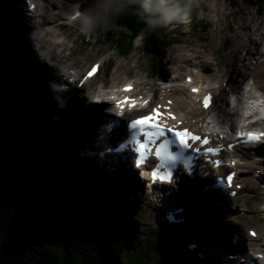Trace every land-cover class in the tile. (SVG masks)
Returning <instances> with one entry per match:
<instances>
[{
	"label": "rangeland",
	"instance_id": "374dc122",
	"mask_svg": "<svg viewBox=\"0 0 264 264\" xmlns=\"http://www.w3.org/2000/svg\"><path fill=\"white\" fill-rule=\"evenodd\" d=\"M75 2H77L76 4L78 7H81L84 13L78 20L73 21L70 20V17L73 16H71V14L74 12ZM56 4V7L63 12L60 14L61 16H57V23L60 24V27L58 26V31L68 38L69 46L56 47L55 53H51L49 58L55 60L58 65L64 64L62 66H68V68H64L66 72L71 67H73V69H79L81 71L80 75H82L94 61H100L102 63L103 72L90 83L89 86H91V88L99 85L101 86L106 83V81H112V83H109L113 85V80L115 79L112 80V78L116 69H118L119 72L118 76L121 75L119 79L121 81L119 83L127 82V77H129L130 80L142 81L150 84H185L187 83L184 78L185 75L189 70L191 72L195 70V67L191 65L188 67V71V68L184 69L183 67L186 63L180 62L178 59L179 54H181L180 52H185L186 55L193 59L194 56L201 58L202 61L207 64L206 66L210 67H207L205 70L207 73L210 74L212 69L216 71L218 75L212 82L215 86H218L224 74V70L228 67V62H232L231 58H237L239 64L241 63V58L246 55V49L244 48L240 49L238 52H234L235 46L240 44L241 38L247 39V36L250 34V30L248 32V30H244L243 27L249 25L251 28H254L253 18L258 15L264 18V0H240L238 6H235L232 0H201L199 3L200 9L198 17L195 21L188 22L190 23V27L185 28V31H189V34L184 37L180 36V32L175 26L167 25V23H154L153 29L157 30L160 37L166 40L169 38L174 42L169 49L161 50L160 54L152 55L145 50L147 38L145 39L143 36L136 40L133 52L128 57H122L118 51L110 46L108 42L104 41L103 38L95 37L90 24H88L92 10L87 4V0H57ZM53 22H56V20ZM61 23H64V25L61 26ZM201 24L206 25L207 28L204 30L194 29V26H200ZM41 27L44 30L38 28L40 34H42L41 31L45 33L46 31H50V26L46 25V23ZM30 28L35 31L33 26L29 25V29ZM183 30L184 29H181V32ZM110 32H119V29L116 28ZM24 37L25 33H23V38ZM49 38L50 39H47V41L46 39L43 41L46 43L45 45L53 48L52 35ZM108 38L111 39V36L108 35ZM247 41L249 43L250 40ZM207 46H209V48ZM262 48V46L258 45L257 49ZM60 50H62L61 53ZM195 50L196 52H194ZM1 51L2 49L0 48L1 76L5 85L3 103L7 107H11L13 104L16 105L17 100L23 101L21 111L10 115L11 121L14 122L13 124H16V127L20 131L18 134H15L14 139L11 141L15 151L20 149L21 146L19 142L23 140V152L17 156L18 161L15 167L17 177L23 174V179L28 180L41 170V163H37L34 166V159H32V156L38 155L43 157L44 148L39 143L28 142L31 131L38 133L39 139L41 140L45 139L46 135L51 136L54 133V136H57L59 133L64 132L66 134V141L64 145H60L63 147L61 149L55 148L56 141H53L54 143L51 141L49 150L51 152L54 149V154L57 152L56 150L62 152V161H64L66 165L68 163V168H71L70 171L72 173H74V169L77 170V167L82 170L80 181H78L77 184L79 187V189L77 188V194L80 192L81 195L88 193H91L92 196L93 194L101 195L98 201L94 202V204H92L93 206L87 209L90 222L97 219V214L99 212L115 211V198H117V201L124 203V198L126 199V197H129L131 201L135 199L133 207L129 210L128 206H124V209H119L121 212L120 214L126 211L130 213L129 216L135 226V238L137 242H140L138 243V245H140L139 247L145 245L149 237L157 236V238L163 241L162 246L156 253V257L161 258V260L170 258L172 261H179L181 264H224L221 258L216 257V252L221 250L223 251L222 253L227 264H238L234 259L235 257L233 258V255L236 253L234 251H238L237 255H240L246 252L247 249L255 247L264 252V164L262 165L261 162H255V165L259 168L255 166V171L252 173L242 172L241 177L243 174L247 175V177L249 176L250 182L257 184V186L251 189L252 187L247 185L239 190L237 197H235V204L229 209L230 212H226L221 207L220 202H217V199L215 201L216 206H214L209 202L211 200V195H204L201 187H198L200 190L197 191L198 189L193 185V194L190 193L187 195L195 198L194 203L190 202L191 199L186 201L183 199V196H176L174 198L172 197L166 205H162L161 209L156 210V208L147 204L146 199H144V196L149 194V189L146 185V181L143 180L141 176H135L127 172V170H124V172L108 170L106 172L105 170L106 173H104V170H102L100 166L92 164L90 161L92 158L90 153L92 147L88 144L91 142L82 138V134H79V127L76 128V130L78 129L77 131H71L72 127H74L73 124H77L78 122L77 111L81 114L87 113L88 116L90 114V112L86 110L88 100L84 98V95H87V86L85 87L77 83L74 86L75 89H77V99L70 100L69 107H65L66 100L57 102L58 104L50 109L52 114L45 125H41L40 122L36 124L35 120L29 123L30 119L27 121L26 117L28 111H30V106L28 107L26 93L23 92L20 85V87H14L13 84L16 83V80L14 82L12 81L10 72L14 64H12L10 55H5ZM31 57L33 60H31V63L34 65H31L29 71L30 78L34 76V71L37 72V78L45 82L48 88L51 86V79L59 78V74L64 72L61 70L55 71L53 69L52 72L42 75L43 72L40 73L38 70L36 71V69H34L36 68V60H38V53L31 54ZM39 60L41 59L39 58ZM252 60H254V58H252ZM194 61H197V59H194ZM250 61L247 60V64H250ZM180 63H182V69L178 68ZM41 64L43 65L42 60ZM71 71L73 70L71 69ZM243 73H245V69H243ZM175 76L177 77L175 78ZM254 78L255 77H253V80L248 79L249 85L255 81ZM185 92L190 95L188 87H185ZM189 99L192 106L191 109L197 107V111H200L197 117L192 118L194 121L197 118L199 119L200 115H208V113L203 111L198 100H195L194 97L192 98L191 95ZM74 106L75 108L73 109ZM187 111L188 110L184 107L181 112L186 114ZM191 115L192 114L189 113L187 114L188 117H191ZM63 125H65L64 128L67 129V133L62 130ZM78 126L80 125L78 124ZM91 135H93V133ZM41 161L43 162L44 159H41ZM241 168H243V166H241ZM14 180L16 183H21L22 181L17 178H14ZM202 203L209 204L208 206H210L211 211H205L201 208ZM178 206H183L184 210L177 213L176 217L191 208L193 209V212L187 215L184 221L187 222L185 223L186 228L184 227V229L186 230H184V232L186 233L185 238L191 240L190 244L194 243L195 251L192 249L187 251L181 244L180 239L177 238V235H182L183 231H179L177 234L176 231H174L173 234H170L167 227L160 226L156 222L154 216L156 211L158 214H162L161 212L167 211L165 209ZM218 206H220L219 211L212 212L213 209H218ZM165 222L169 226L171 224H177L176 227H179L180 225L176 220L171 223L166 220ZM172 225L170 227H172ZM248 228L255 229L258 236L254 238L251 237ZM177 239H179V241H177ZM187 241L188 240L185 242Z\"/></svg>",
	"mask_w": 264,
	"mask_h": 264
},
{
	"label": "trees",
	"instance_id": "16d2710c",
	"mask_svg": "<svg viewBox=\"0 0 264 264\" xmlns=\"http://www.w3.org/2000/svg\"><path fill=\"white\" fill-rule=\"evenodd\" d=\"M200 1L167 0L169 4L182 5L185 10L183 21L167 25L177 27L181 37L188 35L185 28L190 27L189 21L197 19ZM232 1L239 5L240 0ZM87 2L92 10L88 24L95 37L103 38L122 57L133 52L141 36L147 38L145 50L152 55L160 54L174 43L160 37L153 29L154 23L146 21L142 0ZM116 28L119 32H110ZM206 28L202 24L194 26L195 30ZM4 88L0 68V264H181L156 257L163 244L156 236L147 238L146 244L139 247L130 213L119 211L127 206L130 210L135 199L126 197L123 203L115 198V211L107 216L99 212L97 219L89 221L87 209L101 195L77 194L82 170L77 167L72 173L68 163L62 161V152L54 154V149L50 152L51 141L57 139L54 133L41 140L38 133L31 131L28 142L39 143L44 148L43 157L32 156L34 166L41 163V170L28 180L23 179V174L17 177L15 167L17 156L23 152V140L15 151L11 141L20 131L10 115L21 111L23 101L17 100L16 105L7 107L3 103ZM14 178L23 179L22 184Z\"/></svg>",
	"mask_w": 264,
	"mask_h": 264
},
{
	"label": "bare ground",
	"instance_id": "6f19581e",
	"mask_svg": "<svg viewBox=\"0 0 264 264\" xmlns=\"http://www.w3.org/2000/svg\"><path fill=\"white\" fill-rule=\"evenodd\" d=\"M19 1L20 0H0V48L2 49V51H1L2 53H4L5 55L6 54L10 55L12 64H14V65H12V69L10 70L12 81L14 82L16 80V83L13 84L14 87L15 86L16 87L21 86L23 92L26 93L28 107L30 106V111H28V113H27L28 115L26 114L27 115V117H26L27 121H29V119H30L29 123H32L35 120L36 124H38L40 122L41 125L42 124L45 125V123L48 122V120L50 119L51 114H52L50 109H52L55 105L58 104L57 103L58 100H57V96H55V93L52 92L53 87L50 86L48 88V86L45 84V82L40 81L39 78H37V76H36L37 72H35L34 69H36V71L38 70L40 73L43 72L42 75H45V73L48 74L49 72H52L53 69L55 71L61 70V71H64L61 74V77L66 76L67 78H70L72 76H76V74L79 75L81 73V71L77 68H74L76 71H73V73L70 71L66 72L64 70V68H68V66H66V65L62 66L64 64L58 65V63H56L55 60H52L51 58H49L51 53H55L56 47H59V46L60 47L61 46L67 47V46H69V41L67 40L68 38L66 36H63L62 33L60 34V31H58V29H59L58 26L60 27V24L57 23V20H58L57 16L62 14L63 12L59 8L56 7L57 0H36L35 2L37 4V7L35 10L34 16L31 18V20H29L26 16H24L23 11L21 10V8H19L20 6L18 5ZM76 1H78V0H76ZM76 3L77 2H75V4ZM77 8H78V5L76 4L74 7V10H73L74 12L71 14V16L76 14L79 11V9H77ZM71 18L72 17H70V20H71ZM28 20L31 21L32 23H30ZM55 20H56V22H53ZM252 21L255 25L254 26L255 29L251 28L249 25H246L243 27L244 30H246V31L248 30V32L250 30V34L247 36V39L241 38V41L239 42L240 44L235 46L234 52H238L242 48L246 49V55H244L241 58V61H243V63L245 65H247L248 58L249 59H251V58L255 59V60L250 61V66H251L250 75L252 77H255L254 78L255 81L250 85V87H247L249 84L248 85L246 84L247 88L246 87L242 88L241 83L238 81V79L230 78L233 81L232 86H235V88H238L239 93L236 91V89H234L232 91V93L230 94L229 102L228 101L226 102V108L222 110L224 116H231V115H234L235 112L241 111L242 106L241 107L236 106V108H235V105H234L236 100H238L240 94L243 97H248V98H253V99L254 98L257 99V98L262 97L264 99V18L262 16L258 15L256 17H254ZM47 22H49V23H47ZM44 23H46V25L50 26V28H49L50 31H48V32L46 31V33L41 31L42 34H40V31L38 28H41L42 30H44L41 27L42 25H44ZM29 25L33 26L35 31L31 30V28L29 29ZM23 33H25L24 38H23ZM51 35H52L51 39L53 42L52 45L54 46L53 48L48 47L47 45H45L46 43L44 42L45 41L44 39H46V41H47V39H50L49 37ZM257 37H259V38H257ZM247 40H250L249 43ZM258 45L262 46L263 48L257 49ZM207 47L209 48V46H207ZM211 47H212V45H211ZM62 49H64V48H62ZM181 49H184V48H181ZM74 50H76V49H74ZM61 52H62V50H60V53ZM194 52H196V50ZM33 53L34 54L38 53V60H36L37 61L36 62V68L33 69V67H32V69L34 71V76H32V78H30L29 71L31 69V65L32 66L34 65L31 63V60H32L31 54H33ZM180 53L181 54H179L178 59L180 60V62L182 61V62L186 63L183 67L184 69H187L191 65L195 67V70L193 72H188L184 77V78H186L188 76H191L193 78V82L192 83H185V84L179 83L177 85L170 84L169 82H168L169 84H167V83H161V84H157V85L154 84L153 86L150 87L149 92L150 93H154V92L157 93V91H164L165 94H168V92H171L170 94L172 95V98L174 99L173 107L178 109L179 117L180 118L183 117L184 119L188 118L190 126L195 128L196 130L200 131V127L204 128V125H200L198 123V122H200L199 119L197 121V125L194 122H192V120H191L192 117H197V115L200 113V111H197V107L191 109L192 106H191V102H190L189 98H190V95L192 97V92H189L190 95L187 94L185 92V87H188V89H190V90L193 87L198 88L200 90V93L197 94L196 97L202 96L207 90L214 91L217 96H221V94L219 93L220 89L218 87L221 84V81L219 82L220 84L218 86H215L213 84L212 81H214V79L217 77L218 74L213 69L210 72V74L207 73L205 70L209 66H206L207 64L204 63L201 58H197L196 56H194V59H197V61H194V59L192 57L190 58L188 55H186L185 52H180ZM204 56H205V53H204ZM39 58L43 61V65L41 64V60H39ZM231 59H232V62L231 63L228 62V67H226V70H224V74H227L230 77L232 76L233 72H236V71L241 72L242 71L241 70V63L238 64L237 58H231ZM226 60H227V58H226ZM50 61L55 62V64L50 65L49 64ZM213 64L216 65L215 63H213ZM178 66H179L178 68L182 69V63H180ZM217 67H218V65H217ZM71 68H73V67H71ZM187 70H189V68ZM213 71H214V73H213ZM219 72H221V71H219ZM118 73H119L118 69H116L113 73V79L119 78ZM176 77L177 76H175V78ZM128 83H133V82L131 80H129L128 82L123 83L120 86H124ZM117 87H118V85H115L112 87V89L114 90ZM55 88L58 89L59 86H55ZM16 91H17V89H16ZM136 94H138V95L143 94V92L141 90H139L136 92ZM63 95H64V93H63ZM74 99L76 100L77 96H75V95H74V97L72 96V100H74ZM239 104H241V102H239ZM50 106H51V108H50ZM82 106H83V103H82ZM103 106L104 105H102V107H96L93 112H90L89 116L87 113L81 114L77 111V121L79 123L77 122V124H73L74 127H72V129H71V131L72 130L77 131L78 129L76 130V128L79 127V129H80L79 134H82V138H85L88 140V142H91V143H89L91 145L95 144V142L91 141L90 135L92 133L94 135V133L96 132L94 126L97 122L100 121L101 114L104 113ZM221 106H222V100H221V103L218 104V107L220 108V110L222 108ZM87 107H86V110L89 111V109ZM184 107L188 110L186 112V114H183L181 112ZM235 110H238V111H235ZM188 113L192 114L191 117L187 116ZM209 115H211V111H208L207 116H209ZM213 115L215 118H217L216 119L217 122H219L221 120V118H220L221 115L215 114V113ZM206 123H207V125L209 124L208 121H206ZM78 124L80 126H78ZM62 127H63L62 130L67 133L68 132V131H66L67 129L64 128L65 125H63ZM68 135H69V133H68ZM57 136H59L58 141L60 140V142H59V144L56 143L55 148H58L59 145H64V142L66 141L65 140L66 134L64 132L59 133ZM234 154L239 159H241V160L244 159V168L239 170V172H241V173L242 172L252 173L253 171H255V166L257 167V165H255V162H261L262 165L264 164V149L262 147L260 149L239 148L238 150L235 151ZM257 159H258V161H257ZM238 163H240V160L238 161ZM105 167L106 166H104V168ZM257 168H259V167H257ZM105 170H104V173L107 172V170H106V172H105ZM136 176H138V174H136ZM139 176H141L142 179L145 181L148 179L147 174L146 175H139ZM236 178H238L240 180V182H243L245 187L247 185H249V187H252L251 189H254L257 186V184H253L250 182V177L249 176L247 177V175L243 174L242 177H241V175H239ZM190 182H191V184H190ZM184 183H185V185H187L189 187L190 191H187L182 185H178V187L176 188V191L178 193L177 197L183 196V199H185L186 201H189V199L192 198L193 199L192 203H194L195 198L193 196H189L187 194H190L193 192L192 185L198 189L197 191L200 190L198 188L199 186L191 180V177H188L184 181ZM148 186H151V185L148 184ZM159 186H161V185H159ZM78 189H79V187H78ZM202 192L206 196L211 195V200L209 202H211L214 206H216L215 205L216 199L218 200L217 202H220L219 198L223 194V192H217V193L216 192H213V193L209 192L207 194L204 190ZM172 197L174 198L176 196L170 192H167L163 188H160V190L158 191L152 187V189L149 190V194H147V196H144V199H146L147 204H150L153 208H156V210H159L162 208V205H166V203H168V201ZM222 199H224L225 203H223V205L220 203L221 207L226 212L227 211L230 212L229 209L232 208V205H231L232 199L228 195H225V194H223ZM208 205L206 203H202L201 208H203L205 211H211V208ZM175 208L179 209L180 206L169 207L168 209H165V210L174 211L173 216H174L175 220L179 222V224L181 223L180 218H183V216H184V221H185L187 218V215H190V213L193 212V209L191 208L192 210L191 209L187 210L185 213L176 217V214L183 211L184 207H183V210H177V212H175V210H176ZM219 208H220V206H218V209H216V210L213 209L212 212L219 211ZM167 211H165V212H167ZM218 213H220V212H218ZM154 216L155 217L158 216L157 211L154 213ZM167 220L169 221V223L174 221V220H170L169 218ZM166 227L169 229L170 234H173L174 231H176V233H178L179 231H183L182 235H177L182 243L185 244V243H187V242H185L186 240H190L188 238H185L186 233L184 232V230H186V229H184V228H182L181 230L179 229V227H181V226H179V227L166 226ZM184 248L187 251H190V249L194 250L195 246L190 248L189 245H184ZM222 252L223 251H221V250L216 252V257L221 258L223 260L224 264H227L225 257L223 256ZM234 252L238 253V251H234ZM236 253L233 255V258L237 255ZM199 255L201 256L200 253H199Z\"/></svg>",
	"mask_w": 264,
	"mask_h": 264
},
{
	"label": "snow or ice",
	"instance_id": "6c2138e0",
	"mask_svg": "<svg viewBox=\"0 0 264 264\" xmlns=\"http://www.w3.org/2000/svg\"><path fill=\"white\" fill-rule=\"evenodd\" d=\"M98 66H93L92 72L89 75H92ZM131 86H128L125 90H130ZM194 91H198L194 89ZM211 96L205 98V107L209 106L211 101ZM155 114H150L147 116L139 117L136 120L132 121L131 127L136 129L140 127V135L143 137L138 143V148L136 151L140 154V162L143 163L145 159V153L155 152V156L161 161L175 162L180 158V154H177L172 151V146L175 145L179 149L183 150L191 147L190 141H201L202 137L195 135L190 132L188 129L177 130L175 128H169L166 125L160 122L161 113L159 109L154 110ZM166 133H173L174 138L168 139ZM237 136L243 139V133H237ZM259 139V136L255 133L248 134L249 142ZM203 143L207 145L209 143L207 138H203ZM231 147V145H230ZM216 149L207 148V152H213ZM153 175H157L156 172H153ZM234 174H229L227 180L229 184L233 178Z\"/></svg>",
	"mask_w": 264,
	"mask_h": 264
},
{
	"label": "clouds",
	"instance_id": "9594fccd",
	"mask_svg": "<svg viewBox=\"0 0 264 264\" xmlns=\"http://www.w3.org/2000/svg\"><path fill=\"white\" fill-rule=\"evenodd\" d=\"M142 8L149 24L171 23L185 19L183 6L169 4L167 0H142Z\"/></svg>",
	"mask_w": 264,
	"mask_h": 264
}]
</instances>
